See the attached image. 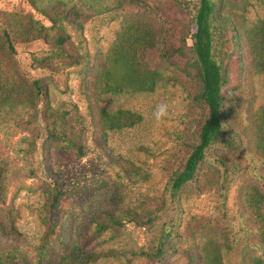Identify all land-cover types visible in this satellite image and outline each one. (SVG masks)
<instances>
[{"label": "rangeland", "instance_id": "obj_1", "mask_svg": "<svg viewBox=\"0 0 264 264\" xmlns=\"http://www.w3.org/2000/svg\"><path fill=\"white\" fill-rule=\"evenodd\" d=\"M216 4L222 12L212 21L214 54L226 78L225 106L233 111L224 140L210 149L199 178L173 191L171 177L182 169L188 144L198 142V122L207 114L191 40L185 56L172 62L146 56V64L165 77L154 92L124 91L99 99V107L140 117L134 126L105 136L96 131L90 125L89 102L98 97L90 92L101 91V62L129 24L150 26L158 40L162 32L176 30L181 40L183 33L194 30L201 1L0 0V13L28 14L47 28L45 41L17 47L15 67L7 60L3 72L20 74L18 81H41L48 96L47 102H0V166L6 188L5 202L0 203V264H39L46 231L42 216L55 190L61 194L57 228L47 252L66 256L81 248L102 253L93 264H200L199 253L210 242L212 226L246 222L243 216L251 212L245 210L244 192L258 184L251 154L255 126L247 114L264 107V73L246 67L240 77V39L222 18L230 12L237 26L251 29L264 20V0ZM43 10L82 24L78 28L62 22L83 63L69 66L53 56L48 43L59 34ZM243 102L252 103L253 109L241 107ZM159 104L168 106V115L157 122L154 110ZM46 122L81 141L82 153L52 140ZM211 154L236 168L226 199L216 186H204L222 170ZM128 211L137 214L136 222ZM100 225L106 227L99 233ZM222 245L218 243L224 263L240 264L243 246L227 255Z\"/></svg>", "mask_w": 264, "mask_h": 264}, {"label": "trees", "instance_id": "obj_2", "mask_svg": "<svg viewBox=\"0 0 264 264\" xmlns=\"http://www.w3.org/2000/svg\"><path fill=\"white\" fill-rule=\"evenodd\" d=\"M33 1V0H32ZM201 5L195 17L194 30L183 38L178 39L176 30L168 29L162 32V40H158L155 31L148 25L141 23L129 24L123 34L122 40L110 50L104 62H101L102 72L97 79L100 81L101 91L91 90L90 94L98 98L89 103L90 125L100 131L103 136L108 131L121 130L125 127L134 126L140 117L130 111H110L97 106L103 94L118 95L124 91L134 93H152L165 77L159 70L147 65V55L159 58L163 62H172L174 59L183 58L187 41L193 43L197 63V75L202 83L201 98L207 108V114L198 122V142L189 143L190 149L186 161L181 170L176 171L170 180L173 191H180L187 184L199 178L201 165L207 158L210 149L218 142L224 140L229 125V115L232 109H227L224 102L222 88L226 84V78L222 66L218 63L214 54V33L212 21L215 16L221 17L217 11L216 0H200ZM35 4V2H33ZM43 13L52 23V28L59 34L53 43H48L53 56L68 62L69 66L80 65L83 57L76 53L70 38L63 31V21H69L78 28L82 24H76V20H70L59 12ZM223 22L231 27L235 38L240 39L237 44L239 75L252 69L264 73V20L253 28L237 26L233 20V14L227 13ZM62 23V24H61ZM45 25L24 13H0V102H47V91L43 83L38 80L30 81L22 78L16 80L17 74L6 75L3 70L5 62L10 61L15 67V55L18 46L32 45L38 41H45ZM160 44L163 48L158 47ZM101 71V70H100ZM248 72V71H247ZM238 105L240 101L236 102ZM241 107L247 106L253 109L252 103H242ZM251 117L255 126L253 130L254 146L251 154L255 165L258 166L256 173L258 184L248 187L244 192L243 203L245 210L251 215L243 216L246 219L240 226H225L224 228L212 226L210 242L204 246L199 253L200 264H225L223 261L222 243L226 254L235 253L242 246L240 264H264V107L257 113L247 114ZM46 127L52 140L66 145L68 148L76 149L82 153V143L77 138L68 134L64 129L57 131L46 122ZM241 139H243L242 136ZM235 141V138L233 139ZM218 166L216 175L204 182L206 188L216 186L221 196L226 199L227 191L233 181L236 168L231 162L223 157L211 154ZM60 192L55 190L50 201L47 202L42 222L46 228L45 243L41 246L39 264H93L97 262L102 253H90L81 248H75L69 255L56 256L48 253L46 245L50 238L55 235L57 228V209L60 201ZM6 198L5 174L0 166V203ZM132 221H137V214L127 212ZM115 220V218H114ZM106 226L100 225V231ZM239 246V247H238Z\"/></svg>", "mask_w": 264, "mask_h": 264}, {"label": "clouds", "instance_id": "obj_3", "mask_svg": "<svg viewBox=\"0 0 264 264\" xmlns=\"http://www.w3.org/2000/svg\"><path fill=\"white\" fill-rule=\"evenodd\" d=\"M168 115V106L166 104H159L154 110V117L157 122L163 120Z\"/></svg>", "mask_w": 264, "mask_h": 264}]
</instances>
